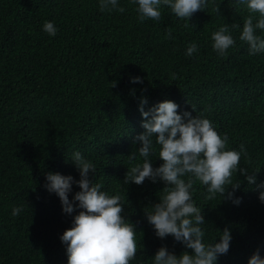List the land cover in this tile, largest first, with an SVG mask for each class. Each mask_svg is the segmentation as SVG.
<instances>
[{
    "label": "trees",
    "instance_id": "16d2710c",
    "mask_svg": "<svg viewBox=\"0 0 264 264\" xmlns=\"http://www.w3.org/2000/svg\"><path fill=\"white\" fill-rule=\"evenodd\" d=\"M121 3L123 12H107L97 0H0V264H66L60 234L79 209L63 212L44 183L50 170L79 178L70 159L75 150L96 164L95 180L119 193L122 214L138 231L130 264H151L162 245L176 254L191 251L171 234L156 236L146 219L144 208L158 201L163 181L124 183L136 162L128 154L144 131L141 96L145 109L171 98L177 111L203 112L228 134L229 147L245 146L240 166L255 170L256 182L233 173L240 203L210 197L198 180L193 199L202 207L206 239L231 230L217 264H247L257 249L264 255V202L256 187L264 180V52L250 55L235 28L236 44L218 56L211 33L224 23L242 27L244 17L258 14L239 0H210L188 19L164 6L159 20L141 21L134 0ZM45 20L55 22L54 36L43 31ZM191 41L199 51L188 56ZM134 75L142 83L132 82ZM161 162L153 156V166ZM14 206L22 208L15 216Z\"/></svg>",
    "mask_w": 264,
    "mask_h": 264
},
{
    "label": "clouds",
    "instance_id": "9594fccd",
    "mask_svg": "<svg viewBox=\"0 0 264 264\" xmlns=\"http://www.w3.org/2000/svg\"><path fill=\"white\" fill-rule=\"evenodd\" d=\"M101 11L125 10L121 0H97ZM210 0H134L138 18L159 20L162 8L167 6L178 18H189L198 9H204ZM250 13L243 24L219 25L211 33V46L218 56L227 55L236 44L231 29L240 28L238 39L246 42L248 52L254 55L264 52V0H239ZM218 10V9H217ZM43 31L54 36L58 28L53 20H45ZM171 36V31L168 33ZM199 45L188 42L185 54L192 56ZM132 82H141L139 75L130 76ZM147 97L141 96L138 104L143 119L144 131L135 137L140 141L136 151L128 154L136 161L128 166L124 183L142 184L146 178L164 183L157 202L144 208L147 221L155 235L164 238L171 234L185 249L179 254L160 246L151 257V264H217L219 255L226 254L232 240L231 230L225 226L218 232L219 239H206L205 218L202 207L193 199V185L199 181L206 186L210 197L220 194L221 199L239 204L242 197L236 195L240 180L233 182L232 175L239 170L245 173L249 184L256 182L255 170L249 174L240 166L243 144L229 147L226 132H218L215 122L203 112L193 115L189 110L177 111L179 105L171 98H164L145 109ZM194 108V107H193ZM158 148V154H157ZM137 153L142 159L137 160ZM161 163L153 166V156ZM70 159L79 172V178L59 171L45 173L44 187L60 199L62 211L73 214L71 226L61 234L66 246V264H130L137 255V230L123 213L119 193H110L101 181L95 180L96 164L79 150L73 151ZM258 170V169H256ZM79 190L73 192V185ZM231 185V189L228 186ZM258 198L264 202V180L256 184ZM69 193H73L71 198ZM21 206L12 208L17 215ZM247 264H264V255L257 249Z\"/></svg>",
    "mask_w": 264,
    "mask_h": 264
}]
</instances>
